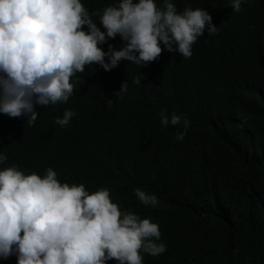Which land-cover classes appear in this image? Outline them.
I'll list each match as a JSON object with an SVG mask.
<instances>
[{
  "label": "trees",
  "instance_id": "1",
  "mask_svg": "<svg viewBox=\"0 0 264 264\" xmlns=\"http://www.w3.org/2000/svg\"><path fill=\"white\" fill-rule=\"evenodd\" d=\"M81 2L102 12L119 0ZM172 2L178 12L207 10L217 33L200 36L188 59L164 49L142 67L86 66L69 100L37 106L33 125L0 113V170L43 177L51 168L90 194L108 189L122 212L159 225L166 251L141 252L143 264H264V0L239 12L232 0ZM108 43L122 47L119 36ZM163 109L190 121L183 140L182 124L160 123ZM65 110L75 115L56 124ZM137 188L161 203L143 205Z\"/></svg>",
  "mask_w": 264,
  "mask_h": 264
},
{
  "label": "clouds",
  "instance_id": "2",
  "mask_svg": "<svg viewBox=\"0 0 264 264\" xmlns=\"http://www.w3.org/2000/svg\"><path fill=\"white\" fill-rule=\"evenodd\" d=\"M247 2L232 0V8L239 12ZM217 31L207 10L178 12L172 0L163 7L156 0H119L102 12H90L81 0H0V113L33 125L37 106L69 100L73 78L86 66L111 71L123 60L142 67L164 49L188 59L200 36ZM117 36L119 49L108 43ZM124 91L127 82L116 95ZM74 115L65 110L55 123L66 126ZM160 123L182 124L177 140L190 126L187 117L166 109ZM7 159L0 153V164ZM134 192L145 206L161 203L155 194ZM160 240L158 224L122 212L106 188L90 194L84 184L59 182L51 168L43 177L16 166L0 170V259L8 264H143L141 252L156 257L166 251Z\"/></svg>",
  "mask_w": 264,
  "mask_h": 264
}]
</instances>
